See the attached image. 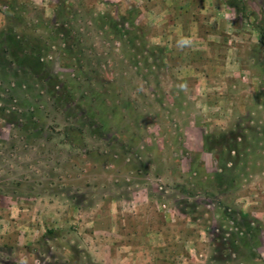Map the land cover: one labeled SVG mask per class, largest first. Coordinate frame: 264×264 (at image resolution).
<instances>
[{"label":"rangeland","instance_id":"obj_1","mask_svg":"<svg viewBox=\"0 0 264 264\" xmlns=\"http://www.w3.org/2000/svg\"><path fill=\"white\" fill-rule=\"evenodd\" d=\"M229 2L0 0L71 94L0 83V264H146L111 252L120 211L178 222L161 264H264V0ZM223 132L225 172L203 144Z\"/></svg>","mask_w":264,"mask_h":264},{"label":"trees","instance_id":"obj_2","mask_svg":"<svg viewBox=\"0 0 264 264\" xmlns=\"http://www.w3.org/2000/svg\"><path fill=\"white\" fill-rule=\"evenodd\" d=\"M238 1L241 3V7L244 8L243 0H230V6L237 7L236 3ZM13 15L9 14V24L0 29V83H4L3 81L6 79H12L14 80V83L11 82L12 87L16 85L17 88H26L34 83L35 86H39L40 91H46L48 97L56 98L58 96V99L56 98L57 102H67L71 98V94H69L66 87L61 88L59 86L61 83L60 78L52 75L50 63L47 61L46 56L48 47L43 44L41 38L28 35L25 31L19 30V25L13 22L15 21ZM59 34L66 36L65 31L59 32ZM0 118L12 124L20 122L17 112H11L2 107H0ZM241 137L234 132H223L204 138V149L208 153L218 155L217 159L222 172L228 170V166L224 164L227 163L226 160L224 162L225 158H230V163H234L236 157L240 155L243 143H240V141H243ZM244 218L249 219L247 216ZM254 223L253 221H247L242 224L243 234L249 235L256 231L253 227ZM53 234V231H48L45 237ZM214 242L218 244H215L216 247L225 250L227 245L223 237H216ZM230 243L234 244V242Z\"/></svg>","mask_w":264,"mask_h":264},{"label":"crops","instance_id":"obj_3","mask_svg":"<svg viewBox=\"0 0 264 264\" xmlns=\"http://www.w3.org/2000/svg\"><path fill=\"white\" fill-rule=\"evenodd\" d=\"M119 216L122 215L123 226H128L125 231H128L131 228L130 234H126V237H122L126 239L125 246H116L111 250L112 254L123 253L127 257H139L140 255L146 257V264H161V262L156 260V256L159 253L163 252L161 250V246L165 245L166 242L170 239L169 232L165 229V227L173 226V228L178 226V222L176 220L170 222H163L162 225L154 226L152 225L146 216H142L139 218V221H136L137 217H135L134 222L130 219V213H126L123 211L118 212ZM138 226V227H137ZM143 227V230H142ZM175 239L179 237V233L176 231L174 233ZM173 235V236H174ZM159 244L160 246H156L155 244ZM134 264V263H133Z\"/></svg>","mask_w":264,"mask_h":264},{"label":"clouds","instance_id":"obj_4","mask_svg":"<svg viewBox=\"0 0 264 264\" xmlns=\"http://www.w3.org/2000/svg\"><path fill=\"white\" fill-rule=\"evenodd\" d=\"M186 42V41H185Z\"/></svg>","mask_w":264,"mask_h":264}]
</instances>
